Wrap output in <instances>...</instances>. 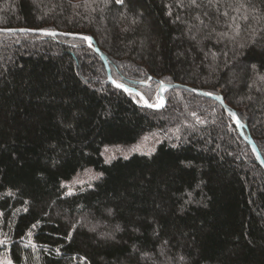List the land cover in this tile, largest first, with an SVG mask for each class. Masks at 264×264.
<instances>
[{
    "label": "trees",
    "instance_id": "obj_1",
    "mask_svg": "<svg viewBox=\"0 0 264 264\" xmlns=\"http://www.w3.org/2000/svg\"><path fill=\"white\" fill-rule=\"evenodd\" d=\"M196 5L0 0V28L93 37L113 79L155 102L161 83L223 96L264 158V0ZM108 78L82 38L0 32V233L14 263L264 264V168L231 114L180 87L150 108ZM156 130L154 153L105 162V145ZM88 166L101 178L66 194Z\"/></svg>",
    "mask_w": 264,
    "mask_h": 264
},
{
    "label": "rangeland",
    "instance_id": "obj_2",
    "mask_svg": "<svg viewBox=\"0 0 264 264\" xmlns=\"http://www.w3.org/2000/svg\"><path fill=\"white\" fill-rule=\"evenodd\" d=\"M104 62L105 63L107 62L106 65L107 64L109 65L108 59L106 61L104 60ZM165 96H167V92H166ZM156 101L157 102L153 101V103L159 104L161 101H163L161 99V95L159 93V90L157 93V100ZM163 104H164V102H163ZM169 132L170 133L173 132V134L176 133L175 130H170ZM166 137L167 136L162 131L156 130V131H152V132H148V133L144 134L139 140L134 141L132 143L107 144L103 147V156L104 157L114 156L115 158L125 157V156L129 157L132 154L134 155V153H141V154L150 155L149 152L151 154L154 153L156 151L157 147L159 146V144L162 143L163 140L166 139ZM145 138H147V139H145ZM137 146H139L140 151H133V149L136 148ZM106 148L110 149V152L105 153ZM111 160H113V159H111ZM99 173H102V172L96 170L92 166H88V167H85L84 169L80 170L77 174H75L71 178V180L70 179L65 180L62 183L65 187L66 194H68L69 192L74 194V193L78 192L79 190H83V189H86V188L93 186L94 183L101 178V176H99V178H97V175ZM1 217H2V215H0V221H1ZM1 237L2 236L0 233V241H4L3 238H1ZM0 246L3 247L2 250H0V264H6V261H8V260H11L13 262V264H16V263H14V261L11 257L10 250H9L10 249L9 243L4 241V243H0Z\"/></svg>",
    "mask_w": 264,
    "mask_h": 264
},
{
    "label": "water",
    "instance_id": "obj_3",
    "mask_svg": "<svg viewBox=\"0 0 264 264\" xmlns=\"http://www.w3.org/2000/svg\"><path fill=\"white\" fill-rule=\"evenodd\" d=\"M0 32H14V33H26V32H29V33H36V34H44V35H51V34H48V33H55V35H66V36H73V37H79V38H82L84 35H77V34H72V33H65V32H60V31H53V30H37V29H29V28H14V29H1L0 28ZM92 40H91V44H94L95 45V48L98 52V54L106 61L107 60V57L105 55V53H103L99 47L96 45V41H94L95 39L93 37H91ZM89 43V42H88ZM107 63V62H106ZM108 67V72H109V78L110 81L117 85L118 83L113 79V76L111 74V70H110V67L108 66V64L106 65ZM125 87V86H124ZM177 87H180L182 89H186L188 91H191V92H194L196 94H199V95H203V96H207V97H210V98H213V99H216L218 100L223 106L224 108L226 109L227 113H230L231 116L233 117L234 121H235V124L238 125L242 135L244 136V138L249 142V144L252 146V150L255 151L256 155L258 156L259 158V163H261V165L263 166L264 168V158L259 150V148L257 147L256 143L254 142V140L252 138H248L245 136V128H246V125H244V123L242 122V120L240 119L239 115L237 114V112H235L236 110L231 107L227 102L226 100H224L225 98L222 96H217L215 94H212L209 95V92H206V91H203L201 89H197V88H193L189 85H182L180 83H177V84H164V83H161L160 87H159V93L161 95V99L163 100L164 104L162 107H150V108H154V109H160V108H163L167 105V98H166V92L170 89V88H177ZM125 88H128V87H125ZM124 89V88H123ZM131 89V94H137L139 95L144 103L145 101H147V104H152V105H156L155 103H153V101L151 99H149L146 95H144L141 91H138V89L136 88H129ZM146 104V103H145ZM146 104V106H147ZM148 107V106H147Z\"/></svg>",
    "mask_w": 264,
    "mask_h": 264
},
{
    "label": "snow or ice",
    "instance_id": "obj_4",
    "mask_svg": "<svg viewBox=\"0 0 264 264\" xmlns=\"http://www.w3.org/2000/svg\"><path fill=\"white\" fill-rule=\"evenodd\" d=\"M191 2H192L194 5H196V0H191ZM115 3H117V4H123V3H124V0H115ZM196 6H199V5H196ZM242 7H243V5H242ZM237 11H239V9H237ZM224 15H227V12H225ZM254 18H255V19H259V17H254ZM242 19H243L245 22H247L248 19H249V17H248V15H244V16L242 17ZM234 32H235V35L238 36V35L240 34V32H241V26H240V25H236L235 28H234ZM48 34L55 35V33H48ZM82 39L85 40V41H88V42H89V45H91V40H92V38H91L90 36H83ZM261 39H264V36H262ZM255 42H256L255 40H252V43H253V44H254ZM241 47H244V45H241ZM253 67H255V66H253ZM259 79H260L261 81H264V75L260 76ZM116 86H117L118 88H124V90L127 91V92H129V93H131V91H132V90L129 89V88H125L123 84H117ZM209 95H211V93H209ZM145 103L147 104V101H145ZM147 106H148V107H162V106H163V101H161L159 104H156V105L147 104ZM145 139H147V138H145ZM133 151H140L139 146H137L136 148H134ZM108 152H110V149H107V148H106V149H105V153H108ZM149 154H151V153L149 152ZM114 158H115L114 156H106V157H105V162H106V163H110V162H111V159H114ZM125 159H127V156H125ZM102 175H103V173H99V174L97 175V178H99V176H102ZM71 194H72L71 192L68 193V195H71ZM8 195H12V193L9 192ZM0 215H3V214L0 213ZM33 227H35V226H33ZM29 235H31V233H29ZM70 238H71V237H69V239H70ZM0 243H4V241H0ZM165 243H167V241H165ZM57 251H59V249H57ZM144 255L147 256L148 254L145 253ZM181 259H183V257H181ZM6 264H13V262H12L11 260H8V261H6Z\"/></svg>",
    "mask_w": 264,
    "mask_h": 264
}]
</instances>
